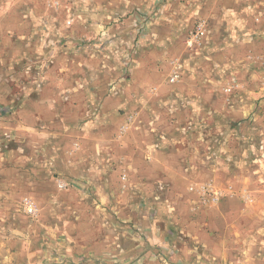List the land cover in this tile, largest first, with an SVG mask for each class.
I'll return each mask as SVG.
<instances>
[{"label":"rangeland","instance_id":"1","mask_svg":"<svg viewBox=\"0 0 264 264\" xmlns=\"http://www.w3.org/2000/svg\"><path fill=\"white\" fill-rule=\"evenodd\" d=\"M255 257L264 0H0V264Z\"/></svg>","mask_w":264,"mask_h":264},{"label":"crops","instance_id":"2","mask_svg":"<svg viewBox=\"0 0 264 264\" xmlns=\"http://www.w3.org/2000/svg\"><path fill=\"white\" fill-rule=\"evenodd\" d=\"M27 200H29V199H27ZM231 204L230 203H224V205H222L221 207H220V209H221V211H222V213H223V208L225 207V206H230ZM218 224H219V227L221 226V229L222 230H229L230 229V227H231V221H227L226 220V216L223 214L222 216H221V221H219L218 222ZM211 239H214V240H219V237L218 236H212V238ZM210 239V240H211ZM221 254H223V255H229V253L227 252V249L225 248V250H223V251H221ZM261 254V253H260ZM253 262H255V264H264V262L261 260V258H258V257H255L254 259H253Z\"/></svg>","mask_w":264,"mask_h":264},{"label":"built area","instance_id":"3","mask_svg":"<svg viewBox=\"0 0 264 264\" xmlns=\"http://www.w3.org/2000/svg\"><path fill=\"white\" fill-rule=\"evenodd\" d=\"M26 208L30 213L36 212L35 204L31 200L26 201Z\"/></svg>","mask_w":264,"mask_h":264}]
</instances>
